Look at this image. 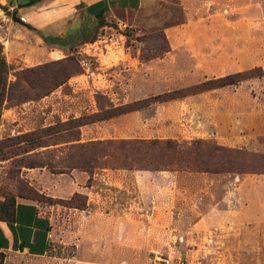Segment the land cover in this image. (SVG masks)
<instances>
[{
  "label": "rangeland",
  "instance_id": "obj_1",
  "mask_svg": "<svg viewBox=\"0 0 264 264\" xmlns=\"http://www.w3.org/2000/svg\"><path fill=\"white\" fill-rule=\"evenodd\" d=\"M98 27L93 40L66 49L69 56L55 54L67 66L28 70L52 62L42 58L11 64L0 103V202L8 195L35 200L53 220V238L46 255L5 253L3 264H264V172L102 165L59 173L25 164L58 163L65 144L32 149L16 140L149 99L141 109L83 125L81 141L202 138L264 162V0H157L110 14ZM160 30L169 50L143 60L153 47L146 35ZM69 66L75 73L57 86L53 75L66 76ZM238 72L248 77L154 100Z\"/></svg>",
  "mask_w": 264,
  "mask_h": 264
},
{
  "label": "trees",
  "instance_id": "obj_2",
  "mask_svg": "<svg viewBox=\"0 0 264 264\" xmlns=\"http://www.w3.org/2000/svg\"><path fill=\"white\" fill-rule=\"evenodd\" d=\"M39 0H30L27 5L36 3ZM96 24L97 31L99 25L105 20L104 14L98 15ZM95 34V32H94ZM72 36L71 44L78 45L93 40V35ZM46 41L48 38H45ZM153 47L149 52L145 49L141 58L145 61L160 57L168 51V39L164 30L150 32L146 35ZM68 42V41H67ZM63 41V46L68 45ZM65 51V49H64ZM68 56L69 54L66 53ZM66 59V58H65ZM65 59L52 60L30 67L28 70H40L50 66V64L64 65ZM72 62L80 65L76 58H71ZM11 70V64L7 61L3 45L0 42V103L7 91L8 78ZM77 71V70H76ZM69 66V72L66 76L55 73L54 79L58 80L57 86L65 84L73 74ZM255 71L251 70V76H256ZM52 77V76H51ZM246 74L243 72L229 74L225 77L212 79L203 82L187 90L179 89L164 94H159L154 100L168 101L181 98L190 93H197L207 90L211 87H221L236 83L245 79ZM212 83L211 86H208ZM46 92L45 95H48ZM149 99H144L134 103L122 106H113L109 110H103L99 113L84 114L80 117H71L66 121H59L53 125L40 128L38 131L29 132L16 136V140L24 138L21 142L31 144L32 149L48 147L53 144H65V154L61 157L60 162L54 163L47 160H32L25 164L27 167H47L52 169L58 168L59 173H65L67 170L82 169L86 172L93 173L102 165L116 169H138V170H191L203 171L208 173H243V172H264V162L253 154L241 149L226 147L216 142L196 138L193 140L180 141L174 138H122L116 140H89L81 141V127L83 125L104 120L115 115L138 110L149 105ZM149 102V103H148ZM57 136L53 142V137ZM10 142L14 138H10ZM48 154V150H46ZM75 196H79L76 194ZM17 216V199L15 196H5V200L0 202V220L15 221ZM5 253L0 252V264L4 263Z\"/></svg>",
  "mask_w": 264,
  "mask_h": 264
},
{
  "label": "crops",
  "instance_id": "obj_3",
  "mask_svg": "<svg viewBox=\"0 0 264 264\" xmlns=\"http://www.w3.org/2000/svg\"><path fill=\"white\" fill-rule=\"evenodd\" d=\"M29 1L0 0V42L10 64L58 59L57 52L81 45L73 47L72 36L94 34L99 14L108 20L110 14L139 10L157 0H39L27 5ZM63 41L69 44L63 46ZM52 238L53 220L35 200L17 197L16 220H0V251L7 255L44 256Z\"/></svg>",
  "mask_w": 264,
  "mask_h": 264
},
{
  "label": "built area",
  "instance_id": "obj_4",
  "mask_svg": "<svg viewBox=\"0 0 264 264\" xmlns=\"http://www.w3.org/2000/svg\"><path fill=\"white\" fill-rule=\"evenodd\" d=\"M23 19V18H22Z\"/></svg>",
  "mask_w": 264,
  "mask_h": 264
}]
</instances>
